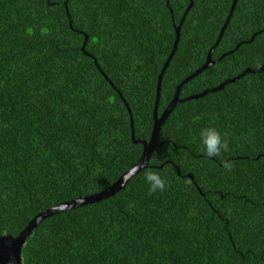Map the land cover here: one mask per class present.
Here are the masks:
<instances>
[{"label": "trees", "instance_id": "1", "mask_svg": "<svg viewBox=\"0 0 264 264\" xmlns=\"http://www.w3.org/2000/svg\"><path fill=\"white\" fill-rule=\"evenodd\" d=\"M191 1L157 116L203 63L231 2ZM187 4L0 0V236L103 190L137 160L121 98L133 137L147 140L157 74ZM210 57L178 98L264 64V0H235ZM208 126L227 134L221 157L201 151ZM146 167L167 181L164 192L149 194L143 168L105 198L46 216L25 239L21 264H264V70L176 103Z\"/></svg>", "mask_w": 264, "mask_h": 264}, {"label": "water", "instance_id": "2", "mask_svg": "<svg viewBox=\"0 0 264 264\" xmlns=\"http://www.w3.org/2000/svg\"><path fill=\"white\" fill-rule=\"evenodd\" d=\"M191 4H192V1L188 0V4L185 6L177 24L173 25L174 38L172 40L171 49H170L169 53L167 54L164 62L161 65V68L157 74L156 83H155V98H154V103H153V107H152V124H151V130L149 133V137L147 140H137L133 137L132 118H131V115L129 113V109H128L126 103L121 98V95H119V97L121 98L123 105L125 106L126 111L128 113L129 129H130L129 130V138H130L132 143H139L141 145V152H140V155L137 158V160L128 169H126L124 172H122L113 183H111L108 187L104 188L103 190H101L95 194H91L89 196L78 197V198H75V199H72L69 201L61 202L55 206L44 209V210L38 212L37 214H35L24 225V227L14 236L1 235L0 236V264H21L20 252H21V247L25 242V239L29 236V234L31 233V230L36 226V224L39 223L46 216L52 215L54 213L60 212V211L65 210V209H70V208L76 207L78 205L95 202L99 199L105 198V197L113 194L117 190L121 189L123 187L124 183L126 182V180L128 178H130L131 176H133L136 172H138V171H134V169L136 167H139V170L145 168L146 162H147L154 146L156 145V138L158 135L159 128H160L163 120L166 118L167 114L170 112V110L172 109V107L176 103H179V102L184 101L186 99L197 98L199 96H202L206 92H214L216 90H219L223 85L236 80L237 78L244 75V73H246V72H259V71L264 70V64H261L260 66H258L255 69L245 68L240 73H238L236 76L224 79L220 83H218L217 85H215L213 87L206 88V89L200 91L199 93L191 94V95H188L184 98H178V93H179V90H180V87L182 84H184L185 82H187L188 80H190L195 75H197L202 70H204L209 65H212L215 62V60L211 59L210 54H211L213 48L218 43V41L222 35L223 29H224L225 25L227 24L229 17L231 15L232 9H233L234 4H235V0H231L229 8H228V12H227L226 17L224 19V22L221 25V27L219 28L218 34H217L213 44L208 48V50L205 54L203 63L197 69H195L193 72H191L187 76H185L180 82H178V84H176V86L174 88V92H173L170 100L167 102V104L165 105L163 110L157 116L156 106H157L158 95H159L160 79H161V76H162L164 69L166 68L171 56L173 55V53L175 51L176 44H177L178 37H179V30H180L181 23L184 19L185 13L191 7ZM169 11H170V9H169ZM65 13L67 15L66 10H65ZM253 36H254V33L251 34L249 40ZM85 39H86V37L84 36V39L80 45L81 51H83ZM239 43L240 42H238L234 46L233 49H235L239 45ZM231 51L232 50L226 51V52L222 53L219 57H222L223 55L229 54ZM83 53L86 54L84 51H83ZM125 176H128V178L123 179ZM185 176L188 178H191V176L189 174H186ZM197 190L199 192V189H197Z\"/></svg>", "mask_w": 264, "mask_h": 264}, {"label": "clouds", "instance_id": "3", "mask_svg": "<svg viewBox=\"0 0 264 264\" xmlns=\"http://www.w3.org/2000/svg\"><path fill=\"white\" fill-rule=\"evenodd\" d=\"M194 119L198 120L199 117H194ZM199 139L202 145L201 151L207 157H221L222 152L226 153L230 150L227 134L222 137L221 133L215 127L208 126L202 128L199 133ZM221 163L226 170H232L233 164L230 161L222 159ZM134 171H139V167H136ZM127 178L128 176H125L123 179ZM143 179L148 184V192L150 195L158 191L164 192L166 190L167 181L150 167H145Z\"/></svg>", "mask_w": 264, "mask_h": 264}]
</instances>
